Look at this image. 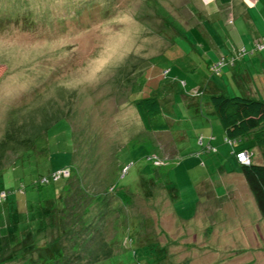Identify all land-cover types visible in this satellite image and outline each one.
Wrapping results in <instances>:
<instances>
[{"label": "rangeland", "instance_id": "374dc122", "mask_svg": "<svg viewBox=\"0 0 264 264\" xmlns=\"http://www.w3.org/2000/svg\"><path fill=\"white\" fill-rule=\"evenodd\" d=\"M216 47L252 78L212 71ZM261 78L264 0H0V246L61 188L63 204L1 264L51 245L60 264H264V215L209 99H264ZM145 95L166 128L145 126ZM214 126L227 149L206 148Z\"/></svg>", "mask_w": 264, "mask_h": 264}, {"label": "trees", "instance_id": "16d2710c", "mask_svg": "<svg viewBox=\"0 0 264 264\" xmlns=\"http://www.w3.org/2000/svg\"><path fill=\"white\" fill-rule=\"evenodd\" d=\"M220 1L229 2L230 0ZM209 99L224 129L225 138L230 137L235 140V142H230L231 144L237 145L235 153L239 150H247L250 153L249 162L243 163L238 160L240 162V170L252 193L259 212L264 215V99L252 97L248 94L230 95L224 92L212 93L209 95ZM135 106L147 128L161 129L167 127V121L163 117L161 101L158 95L142 96L135 101ZM252 147H257L259 149L261 154L260 162L252 160ZM61 191L62 188L59 190L60 198H57L56 204L52 201H48L46 208L44 205L42 206V225L34 231H31L28 226L17 235L19 240L23 241V245L27 252L33 249L34 243L32 242V238L40 228L44 227L45 217L54 214L57 217L59 211L63 209ZM120 194V197H123L122 195L124 192ZM50 200L52 199L50 198ZM88 224H90V222H85L80 228L86 229ZM17 236L15 235L11 242H7L6 239L3 242L1 241L0 255H3V257L0 259V264L7 261V259H5V254L8 255L7 253L11 249L12 242ZM75 238L76 237H74L72 241H74ZM26 239H29V241H26ZM60 240H62L61 237L57 239L55 243L60 245ZM108 243L110 246L113 243V239H111V241L109 240ZM88 245L89 242L86 243V246ZM64 252L65 250L61 251L59 246L55 247L51 245L49 246V250L39 254L37 259L23 260L20 264H60V261H62L64 257ZM11 253L12 251L9 254ZM115 253L116 252L107 253L100 261L99 258H96V263L104 264V262L109 260L108 258ZM12 256H14L13 253L10 259H12Z\"/></svg>", "mask_w": 264, "mask_h": 264}, {"label": "crops", "instance_id": "0c3cea01", "mask_svg": "<svg viewBox=\"0 0 264 264\" xmlns=\"http://www.w3.org/2000/svg\"><path fill=\"white\" fill-rule=\"evenodd\" d=\"M249 3H253V1H249ZM246 48V47H245ZM247 49V48H246ZM229 52V50H226L225 52L223 51V50H220L218 47H216L215 48V52H216V54L218 55V58H220V57H224V62H223V68H225V66H227L228 68H226V70H225V72H226V75H227V77H229V78H233V79H238V80H240L241 81V79H244V78H249V79H251L252 78V76H251V72H250V70H249V63H250V61H249V59H246L245 57L244 58H236V59H234V61H232V63H231V61H229V60H231V58L230 57H228V55L227 54H225L226 52ZM224 52V53H223ZM233 58V57H232ZM216 58H213V57H211L210 58V60L207 62V65L210 67L211 66V63L215 60ZM225 62H227V64H224ZM247 64V65H246ZM211 68V67H210ZM212 70V69H211ZM213 71V70H212ZM220 74V73H219ZM263 74V72L261 71V73L259 74V73H255L254 74V76L255 77H260L261 75ZM250 76V77H249ZM261 80L263 81V79L261 78ZM264 82V81H263ZM180 83V81H178L177 82V84H179ZM181 84L182 85H186V83H185V81H182L181 82ZM261 84H264V83H261ZM195 92H199L198 91V88H197V90L194 88L193 89ZM214 128H215V126L214 127H211V130H212V134L210 135L211 137H208V141H207V144H212V145H219V146H221L222 148L223 147H225V149H227L228 147H230L229 145H224V144H222L223 143V141L221 140V139H219V133L217 134V133H215L214 132ZM223 131H224V129H223ZM204 135V134H203ZM224 135H225V133H224ZM215 137V138H214ZM203 139H204V137L202 136V142L201 143H203ZM215 140V141H214ZM214 141V142H213ZM221 144V145H220ZM206 148H207V146H206ZM232 148V147H231ZM233 149V148H232ZM232 149H231V151H232ZM236 149V148H235ZM234 150V149H233ZM253 157V156H252ZM254 161V160H253Z\"/></svg>", "mask_w": 264, "mask_h": 264}, {"label": "built area", "instance_id": "2783aa9c", "mask_svg": "<svg viewBox=\"0 0 264 264\" xmlns=\"http://www.w3.org/2000/svg\"><path fill=\"white\" fill-rule=\"evenodd\" d=\"M257 46H258V48H262L263 44L260 43V44H258ZM231 60H233V59L231 58ZM223 62H224V57L222 56V57H220V58L218 59V61L214 62V63L211 65V69H212L214 72L218 73V72L220 71V69H221V65L223 64ZM231 62H232V61H231ZM199 140H200V142H202V136L199 137ZM225 140H227V141H229V142H235V140H234L233 138H230V137H229V138L226 137ZM206 146H207L208 149H213V150H215V147L212 146V145H210V144H207ZM236 156H237V159H238L240 162L247 163V162L250 161V153H249L247 150H239V151H237V152H236ZM60 171H61V170L56 171V172H58V173H56L55 176H58V174L60 173ZM5 196H6V192H5V191H1V192H0V201H1L3 198H5Z\"/></svg>", "mask_w": 264, "mask_h": 264}, {"label": "bare ground", "instance_id": "6f19581e", "mask_svg": "<svg viewBox=\"0 0 264 264\" xmlns=\"http://www.w3.org/2000/svg\"><path fill=\"white\" fill-rule=\"evenodd\" d=\"M2 50V49H1Z\"/></svg>", "mask_w": 264, "mask_h": 264}]
</instances>
